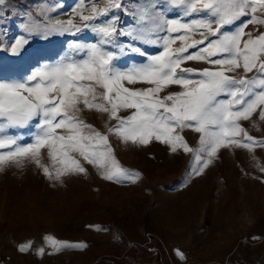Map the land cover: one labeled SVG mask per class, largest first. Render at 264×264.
Listing matches in <instances>:
<instances>
[{
	"label": "snow or ice",
	"instance_id": "1",
	"mask_svg": "<svg viewBox=\"0 0 264 264\" xmlns=\"http://www.w3.org/2000/svg\"><path fill=\"white\" fill-rule=\"evenodd\" d=\"M28 3L0 0V52L22 59L33 38L72 39L54 61L38 62L20 78L0 79V170L23 168L27 160L47 180L62 182L90 165L106 181L135 184L141 174L118 162L109 139L114 135L124 144L158 142L172 154H191L187 186L216 165L222 150H246L255 159V151L264 149V138L242 123L254 114L264 121V0H77L66 19L52 15L63 0L19 7ZM17 16L21 34L10 41L6 25ZM85 31L95 39H80ZM133 55L143 62L117 64ZM189 61L207 66L184 67ZM137 84L147 87H129ZM171 86L179 90L166 91ZM83 109L115 123L101 132L79 118ZM184 130L198 134V146H190ZM44 149L47 163L41 162ZM43 239L45 246L35 249L40 257L46 249L55 254L88 247L52 234ZM31 250V241L18 246L20 253ZM175 254L186 259L180 250Z\"/></svg>",
	"mask_w": 264,
	"mask_h": 264
},
{
	"label": "rangeland",
	"instance_id": "2",
	"mask_svg": "<svg viewBox=\"0 0 264 264\" xmlns=\"http://www.w3.org/2000/svg\"><path fill=\"white\" fill-rule=\"evenodd\" d=\"M39 2L29 0L19 7ZM76 2L63 0L59 13L52 15L66 19ZM32 11L42 22L38 12ZM120 16L125 24L132 23L123 13ZM19 23L17 16L6 25L8 40L21 34ZM69 39L72 37L33 38L22 59L0 52V79L20 78L38 62L54 61ZM80 39L92 41L95 37L85 31ZM145 50L153 54L161 51L155 47ZM143 60L133 55L117 64L126 67ZM206 66L196 61L184 65L194 69ZM178 90L171 86L166 91ZM79 118L101 132L115 123L107 114L88 109H83ZM242 123L251 135L264 138V121H259L258 114ZM183 135L190 146H198L197 133L184 130ZM109 139L118 162L141 174L135 184L106 181L90 165H85V174L66 175L62 182L47 180L27 160L23 168L0 170V264H264V172L257 167L264 166V149L255 151V159L246 150H222L214 167L185 186L191 154H172L158 142L137 147L114 135ZM41 162L47 163L46 149ZM89 225L106 230L98 232ZM48 234L62 241L86 242L88 247L55 254H47L51 250L46 249L43 257L37 256L35 249L45 246L43 237ZM28 241L33 250L20 253L18 246ZM176 250L186 259L180 260Z\"/></svg>",
	"mask_w": 264,
	"mask_h": 264
},
{
	"label": "trees",
	"instance_id": "3",
	"mask_svg": "<svg viewBox=\"0 0 264 264\" xmlns=\"http://www.w3.org/2000/svg\"><path fill=\"white\" fill-rule=\"evenodd\" d=\"M112 231H115V229L112 227ZM121 239H123V237H121ZM126 244V243H125Z\"/></svg>",
	"mask_w": 264,
	"mask_h": 264
}]
</instances>
